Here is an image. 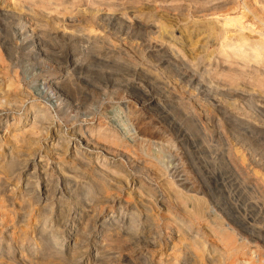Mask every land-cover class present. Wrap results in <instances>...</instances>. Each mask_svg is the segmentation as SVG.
I'll use <instances>...</instances> for the list:
<instances>
[{
	"label": "rangeland",
	"instance_id": "374dc122",
	"mask_svg": "<svg viewBox=\"0 0 264 264\" xmlns=\"http://www.w3.org/2000/svg\"><path fill=\"white\" fill-rule=\"evenodd\" d=\"M41 1L0 0V264H264V0Z\"/></svg>",
	"mask_w": 264,
	"mask_h": 264
},
{
	"label": "bare ground",
	"instance_id": "6f19581e",
	"mask_svg": "<svg viewBox=\"0 0 264 264\" xmlns=\"http://www.w3.org/2000/svg\"><path fill=\"white\" fill-rule=\"evenodd\" d=\"M42 3H40V5H41V7L42 8H46L47 6H48V1L46 0V1H41ZM71 19V18H70ZM249 19H250V17H249ZM225 20V19H224ZM232 20L233 19H226L224 22H225V27L227 26V25H229L231 22H232ZM239 26H235L234 27V32H240L241 33V29H239V31L238 30H236L237 28H238ZM240 28V27H239ZM231 30V29H230ZM242 31H243V27H242ZM235 37H237V40H239V39H242V36L241 35H237V36H235ZM239 51V50H238ZM240 57V56H239ZM247 57H251V59H257V57L258 56H255V55H252V56H249V55H247ZM54 83V82H53ZM202 88V87H201ZM7 93V92H6ZM8 94V93H7ZM0 95H5V92H4V94L2 93V91H1V94ZM28 119V118H27ZM30 120H31V124H32V126L33 125H37V119H36V117H32V118H29ZM28 123L30 122V121H27ZM20 124H21V121L19 122V123H17V125H16V129L14 130V132L12 133L11 131L9 132V135H7L8 136V139L11 137L12 139H17V137L19 136V134L21 133V131L23 130V128H25V127H20ZM4 128V127H3ZM6 128H8V125L6 124V127H5V129ZM29 128V127H28ZM33 129H34V127H33ZM1 130H2V124H0V132H1ZM34 134V133H33ZM26 141V140H25ZM3 142H4V140H3V137H1L0 136V148H1V145H3ZM73 142V141H72ZM16 144V143H15ZM86 146V145H85ZM71 147V146H70ZM73 147V146H72ZM89 148H91V147H89ZM87 149V148H86ZM77 150V149H76ZM87 152V151H86ZM91 153V152H90ZM90 155V154H89ZM89 155H87V156H89ZM1 160V159H0ZM104 160V159H103ZM37 161V160H36ZM33 163V162H32ZM31 163V164H32ZM86 163V162H85ZM33 166V165H32ZM49 166V165H48ZM33 169H35V168H33ZM102 169V168H101ZM98 175V174H97ZM109 181V180H108ZM132 186V185H131ZM1 187V186H0ZM39 187V186H38ZM112 187V186H111ZM134 188H135V186H133ZM113 188H115V187H113ZM41 189V188H40ZM133 190V189H132ZM23 193V192H22ZM8 199H11V197L10 196H8ZM66 199V198H65ZM1 201V200H0ZM15 202V201H14ZM116 205V204H115ZM122 207V206H121ZM207 205H206V203L202 200V199H195V204L193 205V212L197 215V216H199V217H204V215H205V213H206V211H207ZM114 211H116V210H114ZM104 212V211H103ZM118 213V212H117ZM92 214V213H91ZM3 217V216H2ZM108 216H106L105 218H107ZM118 217V216H117ZM124 219V218H123ZM111 218H109V221L108 222H105L104 224H102V226H101V228H102V237H104V241L105 242H107L108 240H110L112 237H114L115 236V234H117V229L116 228H112V227H114V224L113 223H111ZM109 222H110V224H109ZM71 223V222H70ZM80 223V222H79ZM115 224H117V223H115ZM120 224V223H119ZM72 225V224H71ZM112 228V229H111ZM169 230H173V232H174V235L170 238L171 240L172 239H177V240H181L182 238H183V233H181V231H180V229H177V230H175V228H174V226H172V225H170L169 226ZM70 231V230H69ZM170 235V234H169ZM167 241V240H166ZM191 259V258H190Z\"/></svg>",
	"mask_w": 264,
	"mask_h": 264
}]
</instances>
